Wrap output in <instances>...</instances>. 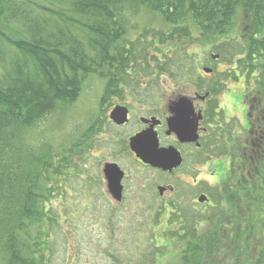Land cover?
I'll use <instances>...</instances> for the list:
<instances>
[{
  "label": "trees",
  "instance_id": "1",
  "mask_svg": "<svg viewBox=\"0 0 264 264\" xmlns=\"http://www.w3.org/2000/svg\"><path fill=\"white\" fill-rule=\"evenodd\" d=\"M142 10L169 27L167 31L144 30L138 39L130 41L126 16ZM237 21L243 27L238 36L232 37V26ZM148 35L161 44L170 43L168 52L196 39L200 47L205 43L220 55L238 56L239 60L228 63L237 65L239 75L247 86H252L245 92L253 102L251 116L264 120V0H39L34 3L0 0V264H40L44 259L51 245L52 227L58 221L51 200L57 199L55 192L59 190L53 189L56 185L53 182L66 178L68 184L75 173L69 170L82 166L73 157L86 149L81 144L57 148L43 144L35 149L27 145L25 133L59 103L75 101L88 76L97 74L106 79L107 97L101 103L107 102L108 93L114 92L113 83L118 84L126 74L124 64L138 49L137 41L144 47V39L152 42ZM256 124L252 122V126ZM102 127V123L99 127L92 126V136L100 133ZM250 164L255 175L246 171L241 175L244 181L240 182L237 173L235 186H224L227 184L224 178L222 183L227 190L218 189L208 196L211 202L216 200L225 209L217 212L221 216L229 214L228 207L231 214H237L238 205L233 204V199L238 198L240 183L244 193L250 190V184L255 185L256 193L264 191V151L256 159H250ZM81 169L85 174L84 168ZM95 184L93 179H87V186ZM176 206L183 209L178 202L172 209ZM255 208L260 211L259 218L257 221L242 218V222L248 221L247 227L242 223L244 232L240 228L235 230L239 242L232 251L233 257L243 250L250 254L253 246L258 258L241 256V259L250 264H264V204L260 201ZM246 211L253 212L249 208ZM177 215L181 216L179 211ZM189 216L187 220L177 217L163 228L167 243L161 247L169 248L167 244L181 242L177 246L179 257L168 258L165 249L153 254L151 264L206 263L204 257H214L222 237L228 241L234 237L232 233L225 236L228 225L213 228L214 235H205L198 224L204 222L210 227L213 218L209 215L201 218L196 213ZM198 219L201 221L197 222ZM190 222L198 230L188 229ZM221 251L231 253V250Z\"/></svg>",
  "mask_w": 264,
  "mask_h": 264
},
{
  "label": "rangeland",
  "instance_id": "2",
  "mask_svg": "<svg viewBox=\"0 0 264 264\" xmlns=\"http://www.w3.org/2000/svg\"><path fill=\"white\" fill-rule=\"evenodd\" d=\"M34 1L32 0V3ZM126 17L129 21L130 41L138 39L144 30L167 31L166 28L169 27L162 26L163 23L160 20L143 10L136 15ZM242 27L243 24L240 21H237L235 26L233 24L231 36H238ZM147 37H151L152 42L144 39L143 42L146 43L144 47L139 46L142 44L137 41L135 45L138 49H135V54L132 53L134 56H130L129 61L124 64L123 71L128 72L129 75L123 74V82L113 83L111 90L114 92L108 93L107 102L101 103L103 97H107L104 93L106 79L97 74L88 76L75 101L59 103L51 113L31 127L27 134L25 133L27 145L35 146V149L43 144L55 148L60 145L81 144L86 148L73 157L82 166L80 168L74 166V170H69L75 172L71 179H68L69 183L65 184L66 178L56 179L53 182L56 183L53 189L59 190L55 192L57 199L51 200L53 208L58 212L56 215L58 221L52 227L51 245L40 264H151L153 254L158 255V252H165V249L168 252V258L176 257V255L179 257L181 252H177V246L181 242L167 244L169 248L161 247L163 243H167L166 230L163 228L167 223L175 222L177 217L187 220L186 218L193 213L201 218L207 215L213 218L214 224L210 227L208 223L198 224L201 233L214 235V230L228 225L229 229L224 231L225 236L228 237L230 233L234 235L229 241L222 237L221 245L224 244V246L220 245L217 250H214L213 258L204 257L206 263L198 264H250L246 262V259H241V256L258 258V253L253 246L250 254H245L243 250L234 257L232 249L239 242L235 230L240 228L244 232L245 227L242 223L247 227L246 222L251 221L249 219L257 221L259 218L260 211L255 207L260 201L261 205L264 204V191H261V194L256 193L257 188L254 184H250V190L244 193L240 189L242 188L240 183L238 198L235 196V200L233 199V204L235 202L238 205L237 214H231V207H228L229 214L221 216L217 212L225 209L220 207L216 200L210 208L198 203L200 198H203L200 195L209 196L218 189L227 190L224 186L231 183L235 185L234 174L243 176L248 171L255 175L256 172L252 170L248 158H243L241 155L235 161V157L221 158L219 161L212 159L209 161L207 171L203 172L197 180L182 175L175 176L171 184L177 188L174 194L175 199L182 201L180 204L183 209L179 206L172 209L173 204H171L173 206L168 205L166 209L165 204H162L165 201L163 191L152 186V183L163 184L165 180L162 177L159 178L152 169H144L136 163L128 155L127 150V139L135 130V122H154V119L150 118L161 104L169 107L174 98H180L183 94L194 98L195 94L202 92L200 94L203 95L206 92L210 95L211 102L225 111L226 120L228 122L231 120L235 124L232 125L234 134L231 139L229 138L231 145L228 147L236 148L240 152L244 141L249 139L248 133L242 127L247 116V106L251 104L247 99L251 95L245 92L246 88L251 89L252 86H247L240 75L234 77L237 67L228 61L239 60V57L235 55L234 58L230 55L231 53L220 55L205 43H202L204 46L200 47L196 39L185 41L177 51L173 49L168 52L170 43L161 44L153 35ZM205 69L213 74H209ZM200 76L205 83L200 80ZM119 88L121 93L117 94ZM184 102L188 103V100L178 101V104L182 105ZM115 106L125 107L131 111L128 118V122H131L128 123L129 125L118 127L108 123L109 115ZM223 113L220 116L222 119ZM233 114L234 117H232ZM251 114L252 112H250L249 121ZM251 121L264 122L260 118H252ZM96 122H107V125H103L100 133L96 132L92 136L91 127L93 125L99 127ZM260 129L264 133V128ZM143 132L148 134L150 129ZM261 150L264 151V148ZM115 163L126 176L124 180L126 189L121 191L119 200L115 199L109 191L107 193L108 185L103 175L104 166ZM81 168H84L85 174L82 173ZM220 174L222 178L217 179V175L219 177ZM262 175L264 177V174ZM242 176L240 182L245 179ZM88 178L93 179L96 184L87 186ZM223 179L227 182L224 186L221 182ZM65 189H67L66 192H64ZM225 202L228 206L230 205L228 201ZM247 208L253 212L247 213ZM177 211L181 216L177 215ZM243 217L248 221L242 222ZM199 221L201 220L198 219L197 222ZM178 225L176 223L175 227ZM188 229L198 230V227L190 222ZM159 241L160 243L155 246ZM221 250L228 252L231 250V253L226 254Z\"/></svg>",
  "mask_w": 264,
  "mask_h": 264
},
{
  "label": "flooded vegetation",
  "instance_id": "3",
  "mask_svg": "<svg viewBox=\"0 0 264 264\" xmlns=\"http://www.w3.org/2000/svg\"><path fill=\"white\" fill-rule=\"evenodd\" d=\"M236 76H239L237 71L234 72V77ZM200 80L205 83L203 77L201 76ZM200 93L202 92L198 93L199 96L198 94L194 93V98L184 94L180 98L176 97L172 102H170L171 104L169 107H166V104H161L152 118H150L154 119V122H135L136 127L132 136L150 129V131H152V133H154L156 136L158 149H168L170 153L173 154L174 159L169 161V164H174L178 160L180 161V165H178V167L169 171L152 169V171L157 176H159V178L162 177L165 180V183H163L164 185L160 183H152V186L158 190L162 189L164 192H162V194L165 196V201H163L162 204H165L166 207L171 204L175 205L176 202H182L175 199L174 194H176L177 188L175 185L173 186L171 184L175 176L182 175L183 177L197 180V178L201 176L203 172L207 171L209 161L212 159L219 161L221 158L235 157V161L238 156L242 155L243 158L253 160L254 156L257 157L260 152L263 151L261 149L264 148V136H262L264 133L261 132L260 129L261 127L264 128V122H256V126H252V116L249 121L250 112L253 110L252 101H250L251 104L247 106L246 112L248 116H246L244 119V127L241 126L248 133L249 139L246 142L244 141L242 149L239 152L236 148L228 147L231 145L229 144V138L231 139L232 135L234 134V127H232V125L235 124L231 122V120L230 122L226 120L224 116L226 114L225 111H223L219 105L211 102L209 94L205 92L203 95H201ZM183 98L187 99L188 103L190 104V111L188 113H179L176 110L178 101ZM128 111L130 116L131 111L129 109ZM222 112H224L223 119L220 117ZM232 117H234V114ZM96 123L98 124L99 122ZM102 123L107 125V122ZM108 123L113 125L112 122ZM128 123L127 125H129ZM183 131L188 132L186 137L181 135V132ZM131 137H129L127 141ZM127 150L128 155H130V157H132L136 163H138L144 169L151 170L150 167L141 163L130 151V149ZM221 174L219 177L217 175V179L221 177ZM125 178L126 176L124 174V179L122 181V187L124 191L126 189L124 184ZM209 203L210 200L204 202L202 206L205 205L209 208L212 207V204Z\"/></svg>",
  "mask_w": 264,
  "mask_h": 264
},
{
  "label": "water",
  "instance_id": "4",
  "mask_svg": "<svg viewBox=\"0 0 264 264\" xmlns=\"http://www.w3.org/2000/svg\"><path fill=\"white\" fill-rule=\"evenodd\" d=\"M110 120L117 125L125 124L128 121L127 110L122 107H116L110 114ZM129 146L142 163L150 165L152 168L169 171L180 164L179 160L174 164H169V161L174 159L173 154L158 150L156 139L151 140L148 134H146V137H144V134H140L131 138ZM103 175L108 185V191L115 199L119 200L123 189L121 186L124 176L123 172L116 164H106L103 168ZM203 201V198H200L199 202L202 203Z\"/></svg>",
  "mask_w": 264,
  "mask_h": 264
}]
</instances>
